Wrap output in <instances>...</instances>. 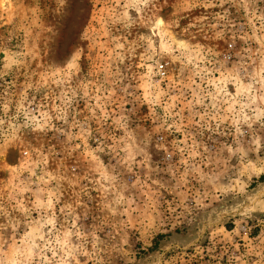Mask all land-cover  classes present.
<instances>
[{
    "label": "rangeland",
    "instance_id": "1",
    "mask_svg": "<svg viewBox=\"0 0 264 264\" xmlns=\"http://www.w3.org/2000/svg\"><path fill=\"white\" fill-rule=\"evenodd\" d=\"M0 264H264V0H0Z\"/></svg>",
    "mask_w": 264,
    "mask_h": 264
},
{
    "label": "trees",
    "instance_id": "2",
    "mask_svg": "<svg viewBox=\"0 0 264 264\" xmlns=\"http://www.w3.org/2000/svg\"><path fill=\"white\" fill-rule=\"evenodd\" d=\"M157 238L158 239L156 240L155 247L158 245V240H161L163 238V235H159Z\"/></svg>",
    "mask_w": 264,
    "mask_h": 264
}]
</instances>
